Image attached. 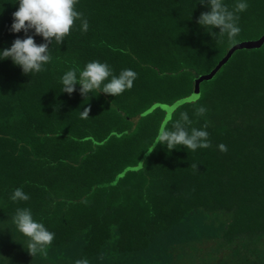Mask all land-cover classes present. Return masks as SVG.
Returning <instances> with one entry per match:
<instances>
[{"label": "trees", "instance_id": "1", "mask_svg": "<svg viewBox=\"0 0 264 264\" xmlns=\"http://www.w3.org/2000/svg\"><path fill=\"white\" fill-rule=\"evenodd\" d=\"M14 2L0 0V49L25 38L10 31ZM248 5L229 44L199 27L208 9L192 11L193 0H78L89 29L77 20L49 45L44 71L0 62V264H264V44L236 50L201 83L206 118L186 101L234 46L264 36V0ZM92 60L116 74L131 68L133 87L118 97L61 93L62 74ZM179 101L176 115L207 123L211 147L146 152ZM15 188L30 199L13 203ZM17 207L55 234L46 256L27 252Z\"/></svg>", "mask_w": 264, "mask_h": 264}, {"label": "clouds", "instance_id": "2", "mask_svg": "<svg viewBox=\"0 0 264 264\" xmlns=\"http://www.w3.org/2000/svg\"><path fill=\"white\" fill-rule=\"evenodd\" d=\"M78 0H15L18 9L12 14L10 31L13 34L23 32L24 39L17 38L10 47L0 49V62L11 60L14 66L19 67L23 74L34 75L45 70V66L52 59V47L60 45L74 27V22H80V30L87 32L89 23L81 12L76 10ZM196 4L207 7L208 11L201 12L197 24L208 35L218 39H224L229 44L235 43L241 32L239 27L240 13L248 8V0H233L230 7L226 0H193V9ZM191 11V13H192ZM191 17V15H190ZM214 29H219L214 32ZM32 32V35L28 33ZM34 36L42 37L43 43L34 42ZM137 73L131 68H124L118 74L112 67L99 60L87 62L81 68L79 65L72 66L65 71L59 79L61 93L69 96L77 90L85 99L91 94L103 93L107 96L118 97L133 87ZM199 97H190V103L195 105L193 117L206 118L207 108L197 104ZM183 101H179L168 107L166 119L158 127L152 139L149 150L151 153L157 145L172 150L187 149L195 152L198 149L211 147L207 123L201 127H194V119L190 118L187 111L177 110ZM176 115L175 119H172ZM79 118L89 119V109L79 111ZM170 125V126H169ZM219 151L226 152L224 144L217 145ZM197 170V165H193ZM9 199L13 203L26 202L30 199L23 188H15ZM12 224L16 232L22 235L26 241L27 252L31 256L37 254L47 255L51 246L54 233L49 231L45 224L34 218L28 207H17L12 216ZM74 264H89L87 258L77 259Z\"/></svg>", "mask_w": 264, "mask_h": 264}, {"label": "water", "instance_id": "3", "mask_svg": "<svg viewBox=\"0 0 264 264\" xmlns=\"http://www.w3.org/2000/svg\"><path fill=\"white\" fill-rule=\"evenodd\" d=\"M264 44V36L262 38H260L257 41H252V42H244V43H240L236 46H234L229 53L227 54V56L219 63V65L217 66V68L209 75H205V76H201L199 77L196 82H195V91L193 93V95L199 97L200 96V85L203 81L205 80H211L214 76L215 73L229 60V58L232 56V54L239 49H254V48H260L262 45ZM186 101H190V98L187 99Z\"/></svg>", "mask_w": 264, "mask_h": 264}, {"label": "rangeland", "instance_id": "4", "mask_svg": "<svg viewBox=\"0 0 264 264\" xmlns=\"http://www.w3.org/2000/svg\"><path fill=\"white\" fill-rule=\"evenodd\" d=\"M201 86V85H200ZM193 96V95H192ZM168 108V107H167ZM215 246V243L214 242H205L203 245H202V249H205V250H208L209 248H212Z\"/></svg>", "mask_w": 264, "mask_h": 264}]
</instances>
